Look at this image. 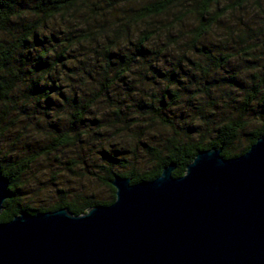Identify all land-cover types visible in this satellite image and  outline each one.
<instances>
[{
    "label": "trees",
    "instance_id": "obj_1",
    "mask_svg": "<svg viewBox=\"0 0 264 264\" xmlns=\"http://www.w3.org/2000/svg\"><path fill=\"white\" fill-rule=\"evenodd\" d=\"M260 137L264 0H0L1 222L84 214L115 201L116 175L151 181L174 164L181 177L200 151L234 158ZM77 147H97L91 174L110 199L58 187L30 203L31 166Z\"/></svg>",
    "mask_w": 264,
    "mask_h": 264
},
{
    "label": "water",
    "instance_id": "obj_2",
    "mask_svg": "<svg viewBox=\"0 0 264 264\" xmlns=\"http://www.w3.org/2000/svg\"><path fill=\"white\" fill-rule=\"evenodd\" d=\"M200 151L184 175L114 176L112 204L0 221V264H264V137L244 154ZM0 170V214L10 196Z\"/></svg>",
    "mask_w": 264,
    "mask_h": 264
},
{
    "label": "rangeland",
    "instance_id": "obj_3",
    "mask_svg": "<svg viewBox=\"0 0 264 264\" xmlns=\"http://www.w3.org/2000/svg\"><path fill=\"white\" fill-rule=\"evenodd\" d=\"M217 31L219 33L222 32L221 29ZM255 56H258L257 53ZM244 58L247 59L249 56H238L234 63L237 65L241 64ZM258 66H260V61L254 67ZM247 70V73H253L256 68L249 69L247 67ZM223 101L225 100H221L220 103L217 102L219 114L226 107V102ZM154 132L152 131V133ZM160 137H162L160 133L155 136L157 140H160ZM35 140H37L36 137ZM115 142H113L114 146H116ZM134 145L135 143H130L132 148ZM96 149L97 147L69 148L59 153L57 158L54 156L40 158V160L31 166V169L25 175V188L30 203L35 204V201L48 202L54 200L58 187H66L73 192H81L88 195H95L102 199H110L109 191L102 187L96 176L91 174L92 171H95L97 174L99 173L96 167L99 163V154ZM136 157L141 160L139 161L140 165H142V161L147 162L149 160L146 153L138 148V146ZM68 161L73 162V165H68ZM68 168H71V171Z\"/></svg>",
    "mask_w": 264,
    "mask_h": 264
}]
</instances>
